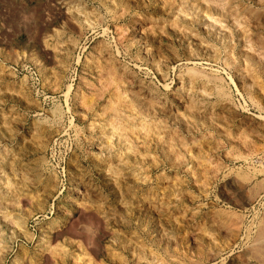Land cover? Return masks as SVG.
Returning <instances> with one entry per match:
<instances>
[{"label":"rangeland","instance_id":"obj_1","mask_svg":"<svg viewBox=\"0 0 264 264\" xmlns=\"http://www.w3.org/2000/svg\"><path fill=\"white\" fill-rule=\"evenodd\" d=\"M263 220L264 0H0V264H264Z\"/></svg>","mask_w":264,"mask_h":264},{"label":"bare ground","instance_id":"obj_2","mask_svg":"<svg viewBox=\"0 0 264 264\" xmlns=\"http://www.w3.org/2000/svg\"><path fill=\"white\" fill-rule=\"evenodd\" d=\"M262 226H261V230H259V244L256 247V252L258 251H264V220L262 221ZM257 252V253H258ZM257 255V254H256ZM50 258V257H49Z\"/></svg>","mask_w":264,"mask_h":264}]
</instances>
